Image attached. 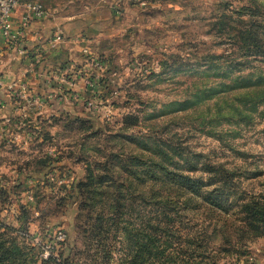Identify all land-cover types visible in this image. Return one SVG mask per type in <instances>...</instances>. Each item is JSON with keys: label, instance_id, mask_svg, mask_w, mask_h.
Returning <instances> with one entry per match:
<instances>
[{"label": "rangeland", "instance_id": "374dc122", "mask_svg": "<svg viewBox=\"0 0 264 264\" xmlns=\"http://www.w3.org/2000/svg\"><path fill=\"white\" fill-rule=\"evenodd\" d=\"M19 1L78 19L98 0ZM137 18L43 65L37 52L1 65L0 234L15 251L4 264H41L44 246L73 264L128 263L130 231L156 216L122 173L131 155L154 159L129 138L162 142L169 170L227 197L198 196L187 212L171 190L181 209L151 229L169 259L153 264H264V232L247 230L239 208L264 197V0H146Z\"/></svg>", "mask_w": 264, "mask_h": 264}, {"label": "trees", "instance_id": "16d2710c", "mask_svg": "<svg viewBox=\"0 0 264 264\" xmlns=\"http://www.w3.org/2000/svg\"><path fill=\"white\" fill-rule=\"evenodd\" d=\"M248 48L249 45H248ZM131 141H134L133 143L137 146L138 150L151 151L150 153V159L154 156L153 162L149 165L150 161L145 162L142 161L139 156H130L127 157L124 160H121V167H122V173L128 177L126 180L129 181H136L137 183L141 184L142 190H145L142 193V200L139 201V203H142V205L145 208H152L155 209V219L153 220L154 212L152 214H147V216L152 217L151 220H153V223H161L163 220V217L167 216L168 212L178 213L179 209L181 207H178L177 205H174L171 201V195L170 191H175L177 193H180L184 198V211L192 212V204H196L197 201L195 199H198V196L201 198V200H204L206 202H210L212 204H215L216 202L225 201L227 197L224 196L222 190L220 188H216L211 191H202L201 186L206 185L204 181L201 178H191L189 176H185L181 173L175 172L174 170H177L178 168L174 167V170H169L166 163L171 160L170 154L165 153L161 147L162 142H154L155 144V151L153 147H148L147 143L145 144L142 141H139L135 138H129ZM149 150V151H148ZM170 162V161H169ZM185 162H188V159H185ZM128 163V166H126ZM103 167V166H102ZM106 167V166H105ZM218 168H222V165H216ZM190 168H196V165H193ZM206 168V165H203L201 167V170L204 172V169ZM214 168L210 169V173L217 174L218 171L213 172ZM103 180L99 181L102 182L106 178V175H102L101 177ZM146 181H150L152 184L151 189L146 193V189L148 188V184H146ZM92 185V183H89L88 186ZM79 188L85 185H78ZM160 188V190H159ZM166 189V190H164ZM228 195V193H226ZM119 197L117 198V200ZM173 205V206H172ZM119 205H117L118 207ZM193 206V207H195ZM240 214L242 216V222H244V226L247 230L253 232L256 236L263 234V227H264V197L263 196H251L247 202L241 203L240 206ZM141 214V213H139ZM161 219H160V217ZM111 223H113L112 218L109 219ZM105 219L99 221V223H106ZM109 223V222H108ZM152 227L150 228L149 225H146L143 227V229L140 231L138 229H135L133 231H130V239L132 243V252H130L129 255V261L128 263L123 262L121 264H153V262L156 261V258H163L165 260L169 259V253L162 251L161 249H158V252L155 251V238H161L159 235H155L153 233L152 235ZM142 224V223H141ZM151 225V223H150ZM125 231V229H123ZM144 231H150V233L141 236L140 233H143ZM126 233V232H125ZM127 234V233H126ZM156 236V237H155ZM7 235L4 233L0 234V264H4L7 262H10L12 260L11 256L14 257V250L7 247L6 243L10 241H6ZM128 237V236H127ZM163 252V253H162ZM198 257L193 256L192 260H188L190 262L189 264H202L201 261H197ZM41 264H73L68 259V257L65 256L63 253L60 254L59 257H49L46 260H42ZM167 264H170L169 261ZM183 264V263H178ZM187 264V263H186Z\"/></svg>", "mask_w": 264, "mask_h": 264}, {"label": "crops", "instance_id": "0c3cea01", "mask_svg": "<svg viewBox=\"0 0 264 264\" xmlns=\"http://www.w3.org/2000/svg\"><path fill=\"white\" fill-rule=\"evenodd\" d=\"M145 1L98 0L90 9L85 7L86 9L78 14V19H74L67 9L63 12L64 15L57 14V10L49 12L45 19L31 23L29 34L24 42L25 51L27 54L31 53L32 56L36 52L40 54L39 58L42 59L41 65H43L45 63L44 60L47 58L56 59L60 57L61 52L59 49L61 48L69 52L79 50L85 39L93 42L101 40L102 37L113 39V36L118 32L115 28L120 25V21L123 22V29L131 26L129 24V27L124 28V26H128L124 25V22L129 14L132 16L133 24L139 23L137 15L143 9ZM20 14L21 11L16 13L15 21L20 18ZM58 34L61 35L62 42L53 45V39ZM27 49L29 50L27 51ZM14 53L12 48H2L0 68L2 64L7 65L5 62L6 58H11ZM62 55L64 56L65 54ZM48 65H52V63Z\"/></svg>", "mask_w": 264, "mask_h": 264}, {"label": "built area", "instance_id": "2783aa9c", "mask_svg": "<svg viewBox=\"0 0 264 264\" xmlns=\"http://www.w3.org/2000/svg\"><path fill=\"white\" fill-rule=\"evenodd\" d=\"M21 11L20 18L15 21V15ZM49 15V11L38 2H24L19 0H0V59L2 48L9 47L14 50L17 55H24L25 40L29 34L31 23L45 19ZM62 42L60 34L53 39V45ZM26 87H20V93L24 92ZM91 104V103H90ZM63 234L60 231L54 233L57 241H62ZM37 239H35L36 241ZM43 259L49 257V247H43Z\"/></svg>", "mask_w": 264, "mask_h": 264}]
</instances>
